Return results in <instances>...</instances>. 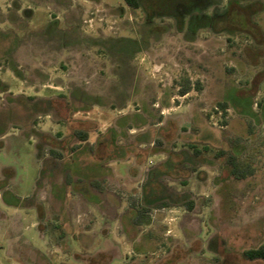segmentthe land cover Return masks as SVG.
Masks as SVG:
<instances>
[{"label": "rangeland", "instance_id": "obj_1", "mask_svg": "<svg viewBox=\"0 0 264 264\" xmlns=\"http://www.w3.org/2000/svg\"><path fill=\"white\" fill-rule=\"evenodd\" d=\"M177 13L0 0V264H264V0Z\"/></svg>", "mask_w": 264, "mask_h": 264}, {"label": "trees", "instance_id": "obj_2", "mask_svg": "<svg viewBox=\"0 0 264 264\" xmlns=\"http://www.w3.org/2000/svg\"><path fill=\"white\" fill-rule=\"evenodd\" d=\"M123 3L131 10H137L142 9L144 12H147L150 16L158 15V16H167V17H175L178 18L179 15L177 13V9H187V7L194 1V0H122ZM29 11H26L27 14ZM24 13V14H25ZM14 18L12 15H9V21L13 20ZM216 22H218V18H214ZM190 91L189 87H183L179 90V96H185ZM36 106V103H35ZM223 109V105H219ZM75 137L79 142H86L87 141V132L86 131H75L74 132ZM79 146H75L72 148V152L77 150ZM192 148L195 154L198 153V150ZM51 155L55 159H60L61 154H59L56 151H51ZM229 164L231 167V174L234 177L237 178H243L244 177V171L239 169V167L236 165L235 158L233 156L229 157ZM149 180L151 181L152 178L149 177ZM70 183V178L68 174H66V178L64 180V184L68 185ZM144 201V199H142ZM148 206L152 203H146ZM182 206H185L188 210L192 207V202L187 201L185 203L180 204ZM153 206L156 209H162L170 206V203L167 200H162L157 203H154ZM139 209H137V220L134 221V224L136 225H147L148 221L143 222L144 214L149 211L148 207L139 206ZM242 259L247 261H260L264 263V245L259 246L255 249H249L242 253Z\"/></svg>", "mask_w": 264, "mask_h": 264}]
</instances>
